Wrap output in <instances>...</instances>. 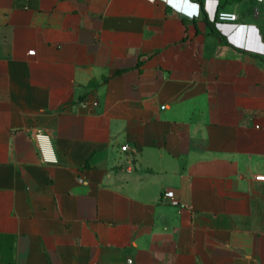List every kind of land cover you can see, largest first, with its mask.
<instances>
[{
	"label": "crops",
	"instance_id": "crops-1",
	"mask_svg": "<svg viewBox=\"0 0 264 264\" xmlns=\"http://www.w3.org/2000/svg\"><path fill=\"white\" fill-rule=\"evenodd\" d=\"M190 1L0 0V264H264V15Z\"/></svg>",
	"mask_w": 264,
	"mask_h": 264
},
{
	"label": "built area",
	"instance_id": "built-area-1",
	"mask_svg": "<svg viewBox=\"0 0 264 264\" xmlns=\"http://www.w3.org/2000/svg\"><path fill=\"white\" fill-rule=\"evenodd\" d=\"M168 5L175 6L178 10L181 11L186 16H189L191 18L199 17L201 15V8L200 4L198 2L185 0L183 4H178L174 2L173 0H165ZM257 3L260 5V8L256 9V13L258 14L261 10V12L264 15V0H256ZM193 8V10H191ZM217 19L220 22H235L238 20V15L235 12H228V11H219L217 14ZM38 138H48V135L39 131L37 133ZM123 151L129 150L128 145H123L121 148ZM46 151V145L42 142H40V153H44ZM256 179L263 180L264 181V174H259L256 176ZM162 198L164 200H167L173 204H177L179 202V197L177 196L175 189L169 188L165 189L163 192ZM134 260L133 258H128L127 264H133Z\"/></svg>",
	"mask_w": 264,
	"mask_h": 264
}]
</instances>
